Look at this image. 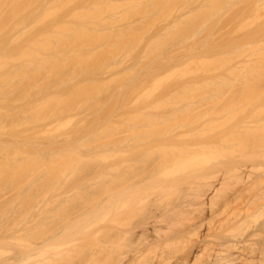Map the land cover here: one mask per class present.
<instances>
[{
    "label": "rangeland",
    "instance_id": "obj_1",
    "mask_svg": "<svg viewBox=\"0 0 264 264\" xmlns=\"http://www.w3.org/2000/svg\"><path fill=\"white\" fill-rule=\"evenodd\" d=\"M35 1L40 4L43 0ZM47 1L44 0L49 4H45L48 9L54 7L50 5L54 1ZM1 2L0 264L13 258H17L16 264H63L65 256L73 254L69 247L76 241H94L91 213L96 195V165L105 166L109 160L105 150L109 145L113 110L129 96L164 95V90H170L174 81L189 77L184 71L187 75L196 71L204 76L207 70L197 68L205 63L215 65L214 60L227 53H223L227 44L235 47V42H244V38L246 42L252 40L248 38L251 32L246 34L264 23V0H106L99 3L96 0L90 2L93 8L84 0H69L65 5L61 0L54 5L62 4L61 10L58 5L62 13L45 21L44 29L35 25L34 18L40 15L37 2L20 0L23 3L20 8L17 0ZM81 3V9L84 3L89 8V15L85 8L82 11L86 15L76 12ZM41 6L42 15L45 9ZM82 20L89 25L82 26ZM60 23L70 30L64 29L67 35L70 33L66 37L69 43L65 37L66 43L53 42L55 37L66 35L62 33L63 26L61 31L58 27L60 32L56 34L52 31L55 28L52 26ZM90 25L93 27L87 28ZM43 31L51 32L48 34L52 38L48 36L54 45L45 51L39 48L38 61L46 65L41 70L36 68L38 62L33 60L30 48L36 43L32 45L31 40L38 41ZM257 34L260 33L257 31ZM114 41L115 47L111 48ZM179 42L183 43L178 45ZM254 44L251 41L245 45L247 49L261 48L260 44L258 48ZM91 49L93 52H89ZM243 50L240 54L249 53ZM262 50L258 49L257 54ZM235 54L228 67L243 62L238 58L239 53ZM80 57L82 61L78 60ZM258 61H254L256 67H259ZM194 63L199 67L192 66ZM226 63L222 67L221 63L217 65L218 69L228 68ZM155 64L160 69L145 75ZM186 69L193 71L188 74ZM219 70L216 77L212 72L215 68L211 71L214 79L210 82L225 76ZM228 75L223 81H227ZM150 76L155 77L154 81ZM202 83L205 84L204 80ZM197 90L191 93L200 95L206 89ZM182 91L185 90H174L172 96H183L186 92L192 96L190 91L184 94ZM102 182L107 185L106 176ZM18 256L29 257L18 259Z\"/></svg>",
    "mask_w": 264,
    "mask_h": 264
},
{
    "label": "bare ground",
    "instance_id": "obj_2",
    "mask_svg": "<svg viewBox=\"0 0 264 264\" xmlns=\"http://www.w3.org/2000/svg\"><path fill=\"white\" fill-rule=\"evenodd\" d=\"M19 1L17 7L20 8L21 4L23 7ZM33 1V4L37 2ZM51 1L55 3L57 0ZM63 1L65 5L69 0ZM86 1L89 5L96 2ZM102 1L97 0V3ZM14 2L11 0L9 3ZM42 2L35 3L38 10L34 6V11L37 10L40 15ZM45 2L43 5L49 6V2ZM59 2L61 0L56 3ZM54 3H50L54 6L49 7L51 9L47 5L44 8L41 6L45 9L43 12L40 10L41 17L34 18L39 29L46 27L45 21L62 13L58 9L59 4ZM8 5L10 7L11 4ZM81 5L78 10L72 11L76 10L81 15L85 10L88 13L83 15H89V8L84 3L82 11ZM92 8L90 10L94 11ZM81 18L86 20L84 16ZM84 25L89 24L84 22ZM61 26L62 31L67 29L64 24H56L51 29L56 34L59 28L61 31ZM256 27L259 36L256 30H253L254 33L247 32L246 36L251 32L248 38L255 43L254 47L258 48L260 44L258 49L264 50V30H261L264 23ZM65 31L62 32L64 35ZM67 31L70 32L69 29ZM48 33L43 31L38 41L31 40L32 45L37 43L34 47L28 44L33 47L30 52L35 57V63L38 62L36 68L41 70L46 65L41 63L44 61H38L39 48L45 51L54 45L50 41L53 35ZM69 34L61 38L59 33L61 39L55 37L57 40L53 42L66 43L68 40L69 43ZM246 39L239 44L235 42L238 51L228 44L223 50V53L227 52L225 56L238 52L242 65H234L236 68L231 65L230 71H226L231 58L236 57L235 53H231L230 58L223 55L225 61L223 56L219 57L214 60L215 65L211 63L212 66L205 63L199 67L196 62L192 66L199 67H196L197 70H207H204V76H208L204 77L199 72L198 75L196 71L189 74L193 70L186 69L189 71V75L184 71L186 77L192 76L193 79L169 81L173 82V87L164 90L166 93L162 96H129L113 110L109 145L105 150L109 160L105 166L96 165V195L91 213L94 241H76L69 247L73 254H67L63 264H264V52L262 50L257 54L258 49H247L251 41L246 42ZM39 41L44 42V47ZM114 45L115 41L111 48ZM242 49L243 52L249 51L244 52L247 56L240 54ZM91 50L89 52H93ZM80 58L78 60L82 61ZM245 58L248 60L245 61ZM220 60L228 61V68L224 66L221 68L223 71L218 69L225 65ZM257 60L259 67L254 63ZM216 61L221 64H216ZM155 65L145 75L150 70L156 72L160 69L159 65L156 68ZM213 67L215 71H212ZM217 69L220 75L225 76L218 77V82L217 78L210 82L214 79L213 75L216 77L218 74ZM225 73L231 76H227V81H223ZM193 75H196L195 78ZM150 78L152 81L155 79L153 76ZM208 78L211 80L208 81ZM178 89L185 90L183 94L186 91L192 94L195 89L206 90L195 96L186 95L188 92L186 96H172L174 90L180 91ZM104 176L106 186L102 182ZM28 257L18 256V259ZM16 262L17 258H13L6 264Z\"/></svg>",
    "mask_w": 264,
    "mask_h": 264
}]
</instances>
